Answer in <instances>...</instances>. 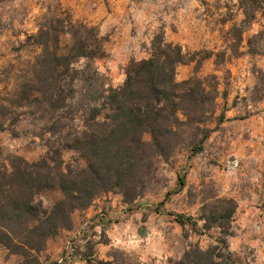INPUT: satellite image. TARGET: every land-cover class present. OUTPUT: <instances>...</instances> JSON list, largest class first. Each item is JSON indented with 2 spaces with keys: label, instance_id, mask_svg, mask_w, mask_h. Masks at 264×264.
Instances as JSON below:
<instances>
[{
  "label": "rangeland",
  "instance_id": "1",
  "mask_svg": "<svg viewBox=\"0 0 264 264\" xmlns=\"http://www.w3.org/2000/svg\"><path fill=\"white\" fill-rule=\"evenodd\" d=\"M232 16L236 22L242 18L236 0H0V103L7 106L0 129V163L10 153L35 160L46 149L47 121L35 102L21 98L23 82L31 78L40 52L32 35L42 24L51 22L60 29L71 20L95 26L104 38V54L95 65L117 85L131 59L150 55L158 32L184 51L197 52V59L206 50L215 53L224 47V31L232 21L222 19ZM260 27L257 18L244 37ZM59 29L53 46L64 52L71 40ZM243 45L245 49V40ZM214 58L203 59L197 70L195 62L176 68L177 80L194 73L215 76L210 83L217 86L216 108L207 122L208 136L195 151L180 146L171 157L156 162L149 189L127 202L126 212L150 215L156 230L129 243H111L82 214L69 231L61 230L47 242L38 254L41 264H84L78 255L87 239L95 242L93 251L99 258L108 259L106 254L120 249L133 261L173 264L189 244L206 248L226 229L232 233L227 242L236 264H264V55L244 53L218 65ZM73 156L72 151L63 152L65 162ZM178 176H184V185ZM59 195L57 189H48L40 197L49 205ZM217 198L233 199L235 210L224 229H206L204 224L212 221L205 223V217L211 219V203ZM176 214L184 216V224L174 219ZM72 241L77 257L65 259ZM6 250L0 245V264L35 263L32 257Z\"/></svg>",
  "mask_w": 264,
  "mask_h": 264
},
{
  "label": "trees",
  "instance_id": "2",
  "mask_svg": "<svg viewBox=\"0 0 264 264\" xmlns=\"http://www.w3.org/2000/svg\"><path fill=\"white\" fill-rule=\"evenodd\" d=\"M236 6L242 18L238 22L233 16L222 19V23L232 22L224 31L221 50H206L196 59L197 52L184 51L158 32L151 40L150 55L131 59L117 85L95 65V59L104 54V38L95 26L69 20L60 29L51 22L38 28L32 39L40 52L31 78L23 82L21 98L35 102L47 121L44 132L49 138L39 158L28 160L10 153L0 163L3 248L41 264L38 254L48 239L72 228L75 211L87 209L108 192L132 202L149 189L156 162L168 159L180 146L190 151L200 148L197 144L208 136L207 122L216 108L217 86L210 83L215 76L202 78L194 73L177 80L176 68L195 62L197 70L212 55L215 65L244 53L264 55V0H236ZM257 18L260 29L245 38ZM58 29L71 40L64 52L53 46ZM6 114L7 106L0 103V129ZM64 151H72L73 158L65 162ZM178 181L184 185V176H178ZM48 189H57L60 195L46 205L40 195ZM215 202L211 203V219L205 217V223L212 221L204 224L206 229H224L235 210L233 199L217 198ZM174 219L185 222L181 214ZM220 233L206 248L189 244L173 264H236L227 242L232 233L227 229ZM94 244L87 239L82 246L78 258L84 264H154L133 261L120 249L106 254L108 259L99 258ZM73 251L71 260L77 257Z\"/></svg>",
  "mask_w": 264,
  "mask_h": 264
},
{
  "label": "crops",
  "instance_id": "3",
  "mask_svg": "<svg viewBox=\"0 0 264 264\" xmlns=\"http://www.w3.org/2000/svg\"><path fill=\"white\" fill-rule=\"evenodd\" d=\"M129 205L122 200L119 193H105L98 196L87 209L75 211L72 214L73 224L84 214L88 217L86 222H89L93 229L105 232L111 243H129L134 238H146L150 234L149 230H156L150 215L126 212Z\"/></svg>",
  "mask_w": 264,
  "mask_h": 264
},
{
  "label": "built area",
  "instance_id": "4",
  "mask_svg": "<svg viewBox=\"0 0 264 264\" xmlns=\"http://www.w3.org/2000/svg\"><path fill=\"white\" fill-rule=\"evenodd\" d=\"M73 243H74V242L72 241L71 244H70L69 250L66 251V254H65V256H64L65 259H67V258L69 259V258H70V253H71L72 250H73V246H72ZM62 259H63V258H62Z\"/></svg>",
  "mask_w": 264,
  "mask_h": 264
}]
</instances>
